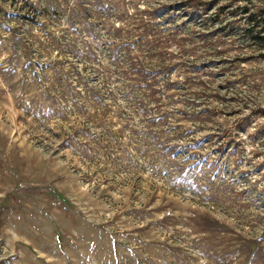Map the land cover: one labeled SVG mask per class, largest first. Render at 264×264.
Returning <instances> with one entry per match:
<instances>
[{
  "label": "rangeland",
  "instance_id": "1",
  "mask_svg": "<svg viewBox=\"0 0 264 264\" xmlns=\"http://www.w3.org/2000/svg\"><path fill=\"white\" fill-rule=\"evenodd\" d=\"M0 264H264V0H0Z\"/></svg>",
  "mask_w": 264,
  "mask_h": 264
},
{
  "label": "trees",
  "instance_id": "2",
  "mask_svg": "<svg viewBox=\"0 0 264 264\" xmlns=\"http://www.w3.org/2000/svg\"><path fill=\"white\" fill-rule=\"evenodd\" d=\"M247 33H248V34H249L254 40H256V39H260L259 36L253 34V29H251V28H248Z\"/></svg>",
  "mask_w": 264,
  "mask_h": 264
}]
</instances>
